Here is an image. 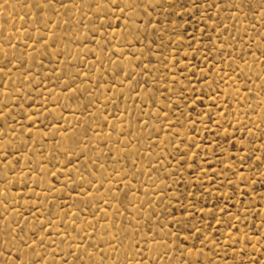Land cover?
I'll use <instances>...</instances> for the list:
<instances>
[{
  "label": "rangeland",
  "instance_id": "rangeland-1",
  "mask_svg": "<svg viewBox=\"0 0 264 264\" xmlns=\"http://www.w3.org/2000/svg\"><path fill=\"white\" fill-rule=\"evenodd\" d=\"M0 264H264V0H0Z\"/></svg>",
  "mask_w": 264,
  "mask_h": 264
}]
</instances>
